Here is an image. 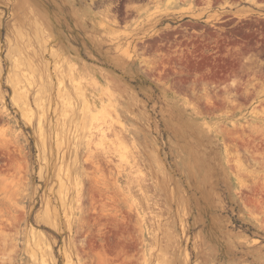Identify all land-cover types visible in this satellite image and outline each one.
Here are the masks:
<instances>
[{"label":"rangeland","instance_id":"1","mask_svg":"<svg viewBox=\"0 0 264 264\" xmlns=\"http://www.w3.org/2000/svg\"><path fill=\"white\" fill-rule=\"evenodd\" d=\"M0 264H264V0H0Z\"/></svg>","mask_w":264,"mask_h":264},{"label":"bare ground","instance_id":"2","mask_svg":"<svg viewBox=\"0 0 264 264\" xmlns=\"http://www.w3.org/2000/svg\"><path fill=\"white\" fill-rule=\"evenodd\" d=\"M92 134V133H91ZM113 136V135H112ZM99 165H97V167H98Z\"/></svg>","mask_w":264,"mask_h":264}]
</instances>
